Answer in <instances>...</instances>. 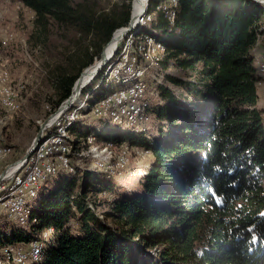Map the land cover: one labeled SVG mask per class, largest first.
Here are the masks:
<instances>
[{
    "label": "trees",
    "instance_id": "16d2710c",
    "mask_svg": "<svg viewBox=\"0 0 264 264\" xmlns=\"http://www.w3.org/2000/svg\"><path fill=\"white\" fill-rule=\"evenodd\" d=\"M12 1L34 12L42 34L54 28L72 34L73 50L49 73L54 90L49 116L70 97L80 74L99 61L114 33L130 22L131 0L108 7L103 0ZM163 1L149 0V12ZM177 1L173 20L159 12L142 32L167 49L157 70L173 62L187 72L166 76L184 96L150 80L159 101L150 109L148 131L108 122L86 138L151 151L153 163L141 177L143 193L117 197L99 213L100 200L90 194L103 191L90 172L81 181L75 177L82 168L72 155L75 171L60 170L52 187L28 202L30 227L2 225L0 246L38 236L44 259L36 264H264V116L254 53L261 42L264 56V3ZM101 74L82 90V95L93 92L92 103L107 92ZM72 146L81 152L78 142Z\"/></svg>",
    "mask_w": 264,
    "mask_h": 264
},
{
    "label": "rangeland",
    "instance_id": "374dc122",
    "mask_svg": "<svg viewBox=\"0 0 264 264\" xmlns=\"http://www.w3.org/2000/svg\"><path fill=\"white\" fill-rule=\"evenodd\" d=\"M117 1L118 0H103V4L108 7ZM34 20V12L21 3L12 0H0V69L6 70L9 74V81L7 84L11 88L13 97L12 107L6 109L2 103L1 95V91L5 86L0 82V144L11 148L10 154L6 155L2 160L1 173L18 159L22 158L33 144L41 123L48 117L47 103L54 93L49 81V73L56 64L62 62L64 54L68 55L73 50V46L69 45V39L72 36L71 33H66V31L54 28L49 33L42 34L41 31L36 28ZM260 44L261 42L259 45ZM256 50L257 48L255 47L254 53L256 55L259 73L262 77L261 85L258 89V105L263 111L264 116V56L263 53L259 54ZM110 62L104 66V68L107 67ZM153 73H156L154 75L159 84H165L179 96L182 94L180 89L175 88L166 81V76L173 75L185 77L187 72L178 69L173 65V62H170L169 64L165 63L160 70H156ZM151 74L152 71H149L148 75L150 76ZM84 95H81L80 99L75 104L82 102ZM148 95L152 108L158 103L159 97L152 88L151 91L148 92ZM183 96L184 95H181V97ZM94 117L95 116L87 115L82 118V122L81 120L79 121L76 132L74 133L72 130L70 134L69 143L72 147V155L78 156H74L76 157V163L82 168L80 173L78 171L75 177L81 181L84 176L83 173L85 171L90 172V180L94 181L93 183L98 187L99 191H103L100 193H91L90 198L96 199L97 201L100 200V203H98V211L101 214H105L108 211L107 203L112 202L117 197L123 195L135 196L143 193L141 177L144 176L147 169L153 163V154L148 152L145 148L132 147L126 143L116 146L113 145V143L101 142L96 135V141L91 144L90 141L86 139L87 136L96 133L102 124H110ZM54 124L55 122L50 125L47 130H50ZM152 124L153 117L150 114V120L146 131L151 128ZM114 125L118 126L116 124ZM118 127L124 129L130 128L128 125ZM79 141L82 144H80ZM75 142H78L79 148L82 149L79 153L73 152L72 144ZM104 145L109 146L114 155L111 162L106 163L109 164L110 167L113 165V168L107 167L105 168L106 170L99 171L97 160L93 158L91 152L94 150L93 147L99 146L100 149H102L105 147ZM83 153L84 156H81ZM98 153L102 154V160L110 157V152L107 153L99 150ZM120 155H124L126 158V164L122 168L117 167L115 163V157H119ZM136 161L146 164V168L144 170H132L133 163ZM70 169H72L70 172L75 171L72 165ZM60 170L63 169H59L42 182L37 189L36 195L32 199L40 196L41 193L47 189L46 187H52V179L58 178L59 175L63 173ZM107 185H111V190L104 192L103 189ZM90 205L92 204L90 203ZM27 207L29 211V221L24 225L30 227L31 225L28 224L32 220V210L29 203ZM33 221L36 223L37 220L34 219ZM10 222L16 223V225L19 224L11 217L0 213V228L4 224H9L7 228H12L13 224H10ZM47 234H50V232ZM39 238L40 237H37L36 240L42 241V239ZM4 246L6 245L0 246V249ZM42 249H44V243L42 244ZM24 264L34 263L27 262Z\"/></svg>",
    "mask_w": 264,
    "mask_h": 264
},
{
    "label": "bare ground",
    "instance_id": "6f19581e",
    "mask_svg": "<svg viewBox=\"0 0 264 264\" xmlns=\"http://www.w3.org/2000/svg\"><path fill=\"white\" fill-rule=\"evenodd\" d=\"M140 2L143 4L146 3V5L149 6V0H140ZM140 2L133 3L132 11L134 14L140 12ZM178 6L177 0H164L159 5L156 12L150 13L148 9L143 19L126 37L121 39L117 44L115 42L110 43V50L109 53H107L109 56L108 63L113 57L114 58L110 64L104 68L101 74V84L105 85L107 90L106 94L99 101L92 103L91 96H93V92L88 93L84 95V97L82 96L84 98L82 102L75 104L69 109L70 111H66L67 113L65 112L60 120L58 119L61 116L51 121V125L55 122L52 127L53 131H50L51 133L46 137H44V134L43 138L45 139L30 156L26 164L13 168V177L16 181L14 183L5 184L0 190V208L8 206L12 201L20 200V193L26 189L28 184L29 173L40 168L42 150H45V161L47 162L48 170L41 173L39 184L30 186L26 201L20 202L19 207L14 208V210L1 211L0 213L2 215L11 217L21 225L27 224L29 221V211L27 209L28 202L36 195L37 189L42 182L59 169L72 170L70 169L72 147L69 143V128L76 121L90 115L95 116L99 120L110 122L118 126L128 125L130 128L140 131L147 130L151 109V102L148 98V92L151 91L149 81L157 80L154 75L156 73L153 72L161 65L168 53L161 42L143 33L142 28L151 25L150 23L155 20L156 14L159 12L173 20L176 16ZM99 64L100 60L91 65V69H95ZM149 71H152L150 76L148 75ZM8 81L9 74L6 70L0 69V82L5 86L1 91L2 103L6 109H10L13 104L11 88L7 84ZM259 85H261V82ZM123 94L130 95L129 97H123L122 99L113 101V103H109L112 99L121 97ZM88 140L92 144L96 141V137L88 138ZM93 149L91 155L97 160L99 171L106 170L105 168L107 167L113 168V165L110 167L109 164H106L107 162H111L114 157L109 146H105L102 149L97 146L93 147ZM99 150L107 153L110 152V157L102 160L103 156L101 153H98ZM147 151L151 152L149 150ZM10 152L11 148L0 144V173L2 160L6 155H9ZM81 156H84V153L81 154ZM115 163L117 167L122 168L125 166V156L120 155L119 157H115ZM9 167L6 168L7 172L10 171ZM89 206L93 208L92 205ZM49 232L52 233V231H48V233ZM40 244H43V241L35 239L28 243L6 245L0 249V264L41 263L43 261L44 249H42V245ZM14 248L17 250H14ZM17 251L31 253H23V258L20 259Z\"/></svg>",
    "mask_w": 264,
    "mask_h": 264
},
{
    "label": "water",
    "instance_id": "95a60500",
    "mask_svg": "<svg viewBox=\"0 0 264 264\" xmlns=\"http://www.w3.org/2000/svg\"><path fill=\"white\" fill-rule=\"evenodd\" d=\"M254 1L258 2V3H264V0H254ZM134 2H140V0H133V3ZM133 3H132V6H133ZM147 11H148V6L146 5V3L145 4L141 3V10L139 13L134 14V12L132 11L130 22L125 27L118 29L114 33V35H113L112 39L109 41V43L103 47L101 54H100V59H99L100 64L98 65V67H96L95 69L92 70L91 66H90V67L86 68L80 74L79 78L77 79V81L74 85V88L72 90L70 97L54 113L49 115L43 121V123H41L39 131L36 135V138L33 141V144L31 145L30 149L27 151V153L22 158L18 159L16 162H14L12 165H10V167H9L10 169L27 163L30 156L34 153V151L37 149V147L40 145V143L45 139V138H43V136H44V133L47 130V128L51 125V121L58 119L61 115H63L66 111H68L69 109H71L74 106V104L80 99V97L82 95L83 88L88 83H90L97 75H99V73L102 71L104 66L108 63L109 56H108L107 51H106L107 46L112 42H115L117 44L121 39H123L130 32H132L135 29V27L139 24V22L143 19L144 15L147 13ZM6 172H7V169H5L2 172V174L0 176V182L3 180V177L6 174Z\"/></svg>",
    "mask_w": 264,
    "mask_h": 264
},
{
    "label": "built area",
    "instance_id": "2783aa9c",
    "mask_svg": "<svg viewBox=\"0 0 264 264\" xmlns=\"http://www.w3.org/2000/svg\"><path fill=\"white\" fill-rule=\"evenodd\" d=\"M131 60H133V59H131ZM129 95L130 94H123L121 97H118L116 99H112L109 103H113V101H115L117 99H122L123 97H129ZM62 117H63V115H61V117L58 120H60ZM45 170H48V167H47V162L45 161V150H42V159H41V163H40V168L35 169L33 172L29 173L28 184L26 186V189L20 193V200L19 201H12V202H10V204L8 206L1 207L0 212L1 211L14 210V208L19 207L20 202L26 201L27 200V193L29 191L30 186L39 184L40 179H41V173H43ZM15 181H16V179H14V177H13V168H11L10 171H8L4 175L3 180L0 182V190L4 187L5 184L14 183ZM40 245H42V244H40ZM14 250H17V249L14 248ZM23 253H31V252H18L20 259L23 258Z\"/></svg>",
    "mask_w": 264,
    "mask_h": 264
},
{
    "label": "crops",
    "instance_id": "0c3cea01",
    "mask_svg": "<svg viewBox=\"0 0 264 264\" xmlns=\"http://www.w3.org/2000/svg\"><path fill=\"white\" fill-rule=\"evenodd\" d=\"M257 50L256 52L259 53V54H262L263 51L260 49V45H258V47H256ZM146 168V164L144 163H141V162H135L133 163V166H132V170H136V169H141V170H144Z\"/></svg>",
    "mask_w": 264,
    "mask_h": 264
}]
</instances>
